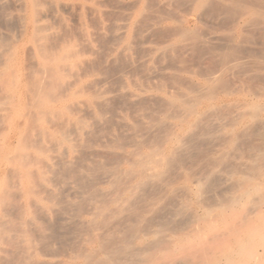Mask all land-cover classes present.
Returning <instances> with one entry per match:
<instances>
[{
    "label": "bare ground",
    "instance_id": "obj_1",
    "mask_svg": "<svg viewBox=\"0 0 264 264\" xmlns=\"http://www.w3.org/2000/svg\"><path fill=\"white\" fill-rule=\"evenodd\" d=\"M101 3L105 7V2ZM162 3L166 16L152 15L157 5L152 10L151 0L125 4L129 12L125 10L121 23H110L112 29L116 27L111 39L107 38L115 45L109 49L110 54L129 58L135 39L140 41L144 22L155 21L162 26L173 20L177 23L169 27V38L164 35L167 42L171 39L170 44L162 51L144 48L141 54L156 60L167 58L177 49L200 46L206 37L213 40V32L221 30L225 31L226 45L210 47L209 53L218 59L223 71L203 85L199 83L200 87L188 86V93L175 95L172 91L169 97L133 93L142 98L131 102L138 110L142 103L151 106L159 102L164 107L165 121L159 119L162 134L156 137V143L155 139L140 142L129 135L138 141L137 151L109 164L96 158L82 163L78 160L81 148L89 145L95 129L106 122L104 108L112 101L105 96L108 91L97 90L96 81L86 80L87 68L92 65L85 55L94 51L92 38L103 36L105 30L99 24L93 33L87 18L98 15L99 8L81 0H0V264H264V0ZM60 11L73 12L76 24L71 29ZM192 22L197 30L191 28ZM199 24L206 30L200 27L202 32L198 31ZM209 27L214 31L207 30ZM100 43L104 44L102 40ZM238 55L249 57V64L260 60L262 65L258 69L249 65L257 71L249 76L246 87L232 88L222 73H230V64L239 59ZM239 61L236 63L245 62ZM138 64L146 67L147 61ZM125 87L129 86L124 80L121 88ZM158 87L161 89V85ZM223 110L227 114L221 118L226 113ZM211 117L218 121L212 122ZM119 118L122 122L117 119L115 123L119 127L122 124L125 131L140 123V117L139 122L132 121L134 124L123 115ZM155 118L152 116L157 123ZM115 125L97 141L105 148L112 145L123 149L127 143L116 133ZM255 134L261 137L259 145L263 143V147H246L247 156L253 148L257 151L255 157H247L253 158L249 163L230 165L228 177L225 173L223 177L221 171L225 169L219 168L229 159V153L238 152ZM213 143L216 148H206ZM189 159L195 174L188 172L191 165L186 168ZM237 159L241 162L240 156ZM57 172H62V184H69L70 179L77 192L66 194L60 189L62 184H53ZM58 207L71 211L69 216L77 210L81 228L77 230L80 242L69 247L66 254L70 262L56 260L61 253L55 246L64 252L67 245L65 236L57 233L63 218L53 217L58 216ZM172 222V234H165L171 231Z\"/></svg>",
    "mask_w": 264,
    "mask_h": 264
},
{
    "label": "rangeland",
    "instance_id": "obj_2",
    "mask_svg": "<svg viewBox=\"0 0 264 264\" xmlns=\"http://www.w3.org/2000/svg\"><path fill=\"white\" fill-rule=\"evenodd\" d=\"M81 1H83V2H86V3H88V4H90V5H95V6H97L98 8H99V13H98V15H96L95 17H89L88 16V18H87V23H88V25H89V27H90V30L94 33H96L97 32V28H98V26H100L99 24H101V25H104L105 26V30L103 31V36H98V37H100V38H103L104 37V39H100V38H98V37H93L92 38V45H93V48H94V51L92 52V53H87L85 56H86V59H88V60H90V69L89 68H87L88 69V71H89V75H88V77H86V80L87 81H91V80H94V81H96L97 82V90L98 91H108L109 93H106V97L108 98V99H111L110 101L111 102H109V104H108V106H107V108H104V111L107 113L106 115H105V117H106V122L104 123V125H102V126H100V127H98V129L96 128L95 129V132L96 133H93V136H91L90 138V140L92 141V142H96L97 140L99 141L100 140V137L99 136H101V135H105V133L108 131V129H110V128H115L114 127V125L116 126V130H118V131H116V133H118L119 135H121V137H123V142L124 143H127V145L125 144V146H124V148L122 149V148H118V150L117 149H115V148H113L112 147V145H111V147H109V148H105L104 146V144L102 143V142H98L97 141V143L95 144V143H90L89 142V145L87 144V146H84V147H82L81 148V150H80V153H79V155H78V160L80 161V163H82L81 161H84V160H88V159H91V158H96V159H98V160H100V161H103V162H105L106 161V163H111V164H114V162L116 163V162H118V161H122L125 157L126 158H128L129 156H130V154L131 153H134V151H137V150H135V149H138L139 147H138V141H140V142H144V143H151L154 139V142L153 143H156L157 142V139L158 138H156V137H159L160 135L159 134H162V127H161V124H160V121H159V119L162 121V122H164L165 121V109H164V107H162V105L158 102L157 104H155L154 105V103L150 106L149 104V106H150V108L148 107V110L146 109L147 108V104L146 103H142L140 106H138V108L140 107H143L148 113L146 114V112L144 111V109H142L141 108V110H140V108H139V110L137 109V108H135L133 105H132V103L131 102H133V100H136V99H138V100H141L142 98L141 97H146V95H151V94H156V95H159V96H161V97H169V96H171V95H173V93H172V91L174 92V93H176L175 95H177V94H179V92L182 94V93H188V92H190V88L189 87H192V86H197V87H200V86H202L203 85V83H205V82H207V80L213 75V76H215V75H221V73L219 72L220 70L221 71H223V67L221 66V63L218 61V59L217 58H215V57H212L213 55L211 54L210 55V50L211 49H214V48H217V47H219V46H225L226 45V42L224 41V37H223V35L225 34V31H221V30H218V31H214V29L215 28H213V30H210L211 28L209 27V29L207 28V30H210V31H214L213 33H216V37L213 35V40H212V38L209 40V39H207L206 40V38H208V37H206V38H204L203 40H204V42H202L203 44L206 42V44H200V46H197L196 48H193L192 49V47L189 49H180V50H176L175 52H172L171 54H168V57L166 58V56H165V58H160L159 60H156L154 57H152V55H149L148 57H147V55L148 54H146V53H143V54H141V52L142 51H144V50H142V49H146V48H153V49H159V50H163V49H165L169 44H170V42H171V39L170 40H168V42H167V39L169 38V35H168V33H169V31L168 30H170L169 29V27H171V26H174V25H176V21H173V20H168V21H166V22H164V24L161 26L160 24H156L155 23V21H152V22H154V26H153V23L150 21L149 23L147 22H144L145 23V26H144V24L142 25V27L143 28H141V30H143V32L141 31L140 32V36L138 37V39L140 40L139 42H137L138 40H137V38L135 39V45H134V49L132 50V52H131V54H130V56H129V58H120L119 57V55L117 54V53H114V54H110V52H109V49H111V47H115V45L113 46L112 44V42H111V40L109 41V39H111L110 37L112 36V34L114 33V31H115V29H116V27H114L115 29H112V27H110L111 26V24H113L114 23V21H115V23L116 24H120L121 23V19H122V17L121 16H123V14L125 13V10H126V12H129V9L126 7V5L125 4H127V3H129L131 0H116V2H118L117 4H116V2H114L115 0H81ZM101 2H105L104 3V5H105V7H103V3H101ZM110 2H111V4H110ZM155 2H157V3H160L159 5H160V7L158 6V4H156ZM163 0H151V9H152V6L154 5H157L159 8H158V10L156 11V8H157V6H155L152 10L154 11V13L152 12V15L153 14H157V15H162L163 16V13L165 12V9H164V7H163ZM120 3H122V4H120ZM124 6V8H126V9H124L123 7H121V6ZM117 6H119V7H117ZM162 6V7H161ZM122 8L124 9V11L122 10ZM127 9H128V11H127ZM160 9L162 10L161 11V13H160ZM163 9H164V11H163ZM120 10H122L123 11V13H120L119 14V12H120ZM151 10V11H152ZM118 11V12H117ZM156 11V12H155ZM159 11V12H158ZM104 12V13H103ZM108 14H107V13ZM158 12V13H157ZM73 14V12L71 13V12H64V11H60V13H59V15H60V17L65 21V24H67L68 25V28L69 29H71L76 23V21H74L75 20V16H74V14ZM107 15H109V16H107ZM118 15V16H117ZM120 15V16H119ZM164 15H165V13H164ZM115 16V17H114ZM166 16V15H165ZM96 17L98 18V19H100V20H96ZM121 17V18H120ZM67 18V19H66ZM114 18V19H113ZM89 19H91L90 21H89ZM155 18H153V20H154ZM98 21L97 23H98V25H97V27H96V21ZM156 20V19H155ZM92 21H94V22H92ZM117 21V22H116ZM118 21H119V23H118ZM91 22H92V24H91ZM100 22V23H99ZM111 22H113V23H111ZM96 23V24H95ZM111 23V24H110ZM114 23V24H115ZM173 23V24H172ZM167 24V25H166ZM171 24V25H170ZM91 25H95L94 27L93 26H91ZM149 25H152V26H150V28L148 27ZM108 26H109V28H108ZM112 26H114V25H112ZM167 26V27H166ZM96 27V29H93V28H95ZM144 27H145V30H144ZM163 27V28H162ZM200 27H201V29H204V30H206V27L205 26H203V25H201V24H199V28H198V31H199V29H200ZM166 28H168L167 30H166ZM191 28L192 29H195V30H197L196 28H195V26H194V22H192L191 23ZM108 29H110V30H113V31H111V33H110V31L108 30ZM159 29H161V30H163V33H162V31L160 32V31H158ZM200 29V30H201ZM109 32H108V31ZM147 30V31H146ZM153 30L155 31V32H153ZM165 30V31H164ZM144 31H145V33H144ZM157 31H158V33L160 32V33H162L161 35H163V36H159V34H157ZM220 31V32H219ZM153 32V33H152ZM200 32H202V30L200 31ZM141 33H144V34H142V36H141ZM152 33V34H151ZM164 35H166V36H168L167 37V39L165 40V36ZM217 35H219V36H217ZM222 35V36H221ZM108 36V37H107ZM150 37V38H149ZM152 37V38H151ZM160 37V38H159ZM165 37V38H164ZM215 37V38H214ZM99 40H98V39ZM107 38H109V39H107ZM94 39L96 40L97 39V41L95 42L94 41ZM149 39V40H148ZM218 39V41H216ZM100 40H102L103 41V43L105 44H101L100 43ZM108 40V41H107ZM146 40V41H145ZM151 40V41H150ZM212 40V41H211ZM94 41V42H93ZM98 41H99V43L101 44V45H99V43H98ZM134 41V40H133ZM147 42V44L145 43V42ZM211 42V44H210V42ZM214 42V43H213ZM138 43V44H137ZM217 43V44H216ZM106 44H109L108 46L106 45ZM111 44V45H110ZM140 44H142L141 45V47L139 48L138 47V45H140ZM144 44V45H143ZM210 44V45H209ZM214 45H216V46H214ZM105 46H107V47H109V48H107V47H105ZM203 46V47H202ZM99 47V48H98ZM210 47H211V49H210ZM140 50H139V49ZM200 49H201V51H200ZM95 52V55H93V53ZM191 52V53H190ZM103 53V54H102ZM107 53V54H106ZM188 53V54H187ZM146 54V56H144ZM185 54V55H184ZM142 56V58H141V56ZM171 55V56H170ZM193 55V56H192ZM205 55V56H204ZM101 56V57H100ZM198 56H199V58H198ZM208 56V57H207ZM210 56V57H209ZM239 56V55H238ZM100 57V58H99ZM181 57V58H180ZM212 57V58H211ZM112 58V59H111ZM120 58V60L119 61H121V62H119L118 61V59ZM140 58H141V60H140ZM189 58V59H188ZM239 58V59H238ZM244 58H246V60L244 59ZM249 58V57H248ZM246 56L244 57L243 56V58L242 57H237V59L238 60H240L239 62H243V61H241V59H243L245 62H243V63H236V62H238V60L236 61V62H234V63H232V64H230V67H229V69H228V71L230 72V73H222V76H224L223 78L226 80V82L228 83V85L230 86V87H232V88H236V87H241L242 85H244V87H246V84L249 82L248 80L250 79L249 78V76H251V75H253V71H257L256 69H258L257 68V66H259V65H262V62L260 61V60H257V61H252V63L251 64H249V59H248ZM107 59V60H106ZM122 59V60H121ZM124 59V60H123ZM152 59V60H151ZM168 59H173L172 61H170V60H168ZM105 60V61H104ZM149 60H151V61H149ZM191 60V61H190ZM201 60V61H200ZM122 61H124V62H122ZM130 61V62H129ZM139 63H143L144 61L146 62L147 61V64H146V67H141V66H139L140 64H138V62ZM160 61H163V63L162 62H160ZM178 61V62H177ZM190 61V62H189ZM198 63H197V62ZM206 61V62H205ZM93 62V63H92ZM114 62V63H113ZM205 62V63H204ZM254 62V63H253ZM160 63V64H159ZM191 63V64H190ZM257 63V64H256ZM121 64H122V66H121ZM131 64V65H130ZM138 66H137V65ZM156 64H158V65H156ZM169 64V65H168ZM220 64V65H219ZM246 64L248 65V66H246ZM128 65V66H127ZM169 67H168V66ZM195 65V66H194ZM249 65H251L252 67L254 66V67H256V69L255 68H252V67H249ZM145 66V65H144ZM191 66V67H190ZM212 66V67H211ZM238 66V67H237ZM240 66V67H239ZM137 67V68H136ZM142 68V70H144V72H141L142 70H141V68ZM250 69H249V68ZM93 68H94V70H93ZM140 68V69H139ZM213 68V69H212ZM241 70H240V69ZM145 69H147V70H145ZM196 69V70H195ZM201 69V70H200ZM141 70V71H140ZM152 72H151V71ZM176 70H178V71H176ZM182 70V71H181ZM207 70V71H206ZM109 71V72H108ZM123 71V72H122ZM139 72L138 74H136V73H133V72ZM168 71V72H167ZM195 71H196V73H195ZM218 71V72H217ZM224 71H226V70H224ZM151 72V73H150ZM176 72V73H175ZM179 72V73H178ZM188 72H189V74H188ZM233 72V73H232ZM120 73V74H119ZM127 73V74H126ZM159 73V74H158ZM136 76H135V75ZM139 74H140V77H139ZM143 74V75H142ZM158 74V75H157ZM194 74V75H193ZM211 74V75H210ZM225 74V75H224ZM242 74V75H241ZM138 75V76H137ZM147 75V77L148 78H150L149 79V81H148V83H146L145 81H147V77L145 78V79H142L141 80V78H143L142 76H146ZM154 75V76H153ZM159 75H160V77H159ZM168 75V76H167ZM173 75V76H172ZM175 75L176 76H178V77H175ZM114 76V77H113ZM155 77L156 76V78L159 80V84H158V80L157 79H154V78H151V77ZM158 76V77H157ZM181 77V79H180V77ZM182 77H183V79H182ZM131 78H133V80H131ZM139 78H140V81H141V83H140V81H139ZM167 78V79H166ZM172 80H174L175 78V80L174 81H172ZM164 79V80H163ZM166 79V80H165ZM169 79H170V81H169ZM124 80H125V83H128V88H121V86H122V83L124 82ZM136 80V81H135ZM151 80H153V83H154V85L153 84H151ZM168 80V81H167ZM177 80H179L178 81V84H176L177 82ZM190 80V83H187L188 81ZM194 81V83H192L191 81ZM137 82V83H135V82ZM165 81V82H164ZM173 82V83H172ZM182 82H186L185 84L184 83H182ZM108 83V84H107ZM133 83H135L134 85H133ZM164 83V84H163ZM169 83V84H168ZM180 83L181 84H184V85H180ZM202 84V85H200V84ZM101 84V85H100ZM103 84V85H102ZM136 84H138V86H137V89H136ZM174 86H173V85ZM252 85H256V83H251ZM146 87H145V86ZM154 87H153V86ZM158 85H161V89H158L159 87H158ZM165 85V86H164ZM177 85V86H176ZM179 85V86H178ZM200 85V86H199ZM113 86V87H112ZM156 86V87H155ZM172 86V87H171ZM181 86V87H180ZM189 86V87H188ZM147 87H148V89L150 88L152 91H149L148 89H147ZM165 89H164V88ZM169 87V88H168ZM177 87V88H176ZM101 88V89H100ZM113 88V89H112ZM136 90H135V89ZM146 88V89H145ZM154 88V89H153ZM188 88V89H187ZM142 89V90H141ZM178 89V90H177ZM187 89V90H186ZM141 90V91H140ZM145 92H144V91ZM163 90H165V92L163 91ZM132 91H134V92H132ZM170 92V93H169ZM126 93V94H125ZM133 93H135L136 95H138V96H140L141 95V97L140 98H138L135 94H134V96H132V94ZM162 94V95H161ZM169 94V95H168ZM116 95V96H115ZM131 95V96H130ZM122 96V97H121ZM130 97V98H129ZM115 98V99H114ZM114 99V100H113ZM130 99V100H129ZM129 100V101H128ZM137 100V101H138ZM115 102V103H114ZM130 102V103H129ZM116 104V105H115ZM131 104V105H130ZM115 105V106H114ZM121 106V107H120ZM132 107V109H130ZM134 107V108H133ZM146 107V108H145ZM125 108V109H124ZM126 109H127V114H126ZM130 111H132V112H130ZM137 109V110H136ZM150 109H152L151 111H150ZM133 110H135V111H133ZM232 111L234 110L233 108L231 109ZM115 111V112H114ZM144 111V112H143ZM222 111V110H221ZM223 111H225V110H223ZM125 112V113H124ZM134 112V113H133ZM226 113H224L223 112V114L221 115V118L223 117V115L224 114H227V111H225ZM119 113H121V114H119ZM149 113H152V115L151 114H149ZM120 115V116H119ZM121 115H123L124 117H125V120L127 121V122H129V123H131V124H134L135 123V121L137 120L138 122H139V120H140V123L139 124H141V126H139V124H138V127L134 124V126H135V128H133V129H129L128 131H125L124 130V127L122 126V124H121V126L123 127V129L121 128V126L119 127V125L117 126V123H118V120H120L119 121V123L120 122H122V119L121 118H119V117H121ZM140 115V116H139ZM149 115V116H148ZM86 116H88V115H86ZM115 116V117H114ZM152 116H153V118H157L158 119V122L157 123H154L155 122V120H152ZM117 117V118H116ZM140 117V118H139ZM218 117V116H217ZM217 117H214V119L211 117V120H212V122H216V121H218V120H216V119H218ZM114 118V119H113ZM133 118H134V120H133ZM138 118H139V120H138ZM155 118V119H156ZM220 118V117H219ZM118 119V120H117ZM130 119H132V120H130ZM148 120H150V121H148ZM112 121V122H111ZM115 121L117 122V123H115ZM134 123H133V122ZM154 121V122H153ZM141 122H143V123H141ZM109 123V124H108ZM113 123V124H112ZM145 123V124H144ZM159 123V124H158ZM108 124V125H107ZM158 124V125H157ZM152 127V128H151ZM160 127V128H159ZM108 128V129H107ZM119 128H121V129H119ZM156 128V129H155ZM126 130L128 129V128H125ZM152 129V130H151ZM157 129H158V131H157ZM102 130V131H101ZM124 132H123V131ZM132 130H134V131H132ZM137 130H138V132H137ZM104 131V132H103ZM132 132H133V134H132ZM161 132V133H160ZM108 133V132H107ZM135 133H136V135H135ZM94 134H96V137H95V135ZM100 134V135H99ZM133 136L134 138H136V140H138L137 142H136V140L135 139H132V137H130V136ZM103 136H101V138L103 137ZM127 137V138H125V137ZM99 139H98V138ZM146 137V138H145ZM150 138V139H149ZM160 138V137H159ZM93 139V140H92ZM135 140V141H134ZM148 140H150V141H148ZM260 140V141H259ZM135 142L137 143V145H135ZM258 142V143H257ZM261 142H263L262 141V139H261V137L259 136V135H257L256 136V134L254 135V136H252V137H250L248 140H247V143L244 145L243 144V147L242 148H240L239 149V151L238 152H230L229 154L230 155H228V157L227 158H229V159H226V161H227V163H226V161L223 163V165H221L220 166V168H219V170L221 171V170H224V171H221L222 172V174L224 175L223 177H225V174H226V177H228L227 175H229L227 172H226V170H227V168H229V166L230 165H234V164H241L242 162H244V163H249L250 162V160H252L253 158H251V159H247V157H249L250 158V156H252V157H255L254 155L255 154H257L256 152L257 151H255L254 150V148H253V150H250L251 152H250V155H248L247 156V152H249V150L248 151H246V149H248V148H246V147H249L250 146V148L252 149V147H254V146H256L255 148H260L259 146H261V148L263 147L262 145H263V143L261 144V145H259ZM88 143V142H87ZM99 143V144H98ZM134 143V144H133ZM251 143H252V145H251ZM91 144V145H90ZM250 144V145H249ZM255 144V145H254ZM94 145H98V146H94ZM102 145H103V147H102ZM212 146H214V148H216V146L214 145V143L212 144V145H209V146H207L206 148H208V149H213V147ZM95 148V149H94ZM84 149V150H83ZM120 149V150H119ZM245 149V150H244ZM81 151H82V153H81ZM99 152V153H98ZM121 152V153H120ZM112 155H111V154ZM130 153V154H129ZM233 153H235V154H233ZM121 155V157L119 156V155ZM249 154V153H248ZM55 155V154H54ZM96 155V156H95ZM235 155V156H234ZM240 156V160H241V162L239 161V159H237V158H239V156ZM242 155V156H241ZM244 155L246 156V158H242V157H244ZM89 156V157H88ZM230 156H231V158H230ZM238 156V157H237ZM116 157V158H115ZM124 157V158H123ZM125 158V159H126ZM235 158H236V160H235ZM230 159H234L233 161H230ZM255 159V158H254ZM105 160V161H104ZM108 161V162H107ZM230 161V162H229ZM235 161V162H234ZM239 161V163H237V162ZM78 162V161H77ZM189 164H188V163ZM190 162H191V164H190ZM231 162H234V163H231ZM192 160H187L186 161V168H188L190 165V170H188V172H190V171H192L194 174L195 173H197V171L195 170V169H191V167H192ZM226 164H227V166H226ZM229 164V165H228ZM187 165H188V167H187ZM226 168H225V167ZM58 174L57 175H52L51 177H53L52 178V181H53V184H55L56 186H58V187H60L61 186V184H62V182L60 181V179H62V176H61V174H62V172L61 173H59V172H57ZM225 173V174H224ZM59 177V178H58ZM58 178V179H57ZM92 179H95L94 178V175H92ZM56 180H58V181H56ZM56 182V183H55ZM67 183H69V184H66L67 185V188H66V185L65 184H62L63 186H61L60 187V189L62 190V191H64V193L66 192V194L69 192V194L70 195H72V192L74 191V192H77L76 191V188H78L74 183H72L71 181H70V179H69V182H67ZM71 183H72V185H71ZM76 186V188L74 187V186ZM73 187V188H70V187ZM72 189V190H71ZM79 190V189H78ZM79 200H81V199H79ZM78 200V202H80ZM61 209V210H60ZM59 211V212H58ZM58 216H56V214H53V215H55V216H53L54 218L56 217H59V218H63V220H61V221H63V223L64 224H62V222L61 221H59V227H58V229L60 228V230H62V231H60V230H58L57 231V233H61V236H62V238L65 236H67L66 238L64 237L63 238V240H64V242H65V240H66V244L67 245H65L66 246V248H64V252L62 251V248L59 246V245H56L55 247H57V249H60V253H61V255L59 256V257H61V256H63L64 258H62L61 257V259L58 257V259H56L57 261L58 260H62V261H64V262H70V258H69V255H67L68 257H66V254L67 253H69V251H68V248L69 247H71V246H74V245H77L80 241L78 240V238H79V235H77V234H79V231H77V230H80L81 228H79L78 229V222H79V220H77V218L78 217H76L77 216V210H75L74 212H73V214L71 215V216H69L70 214L69 213H71V211L69 212V211H66V210H63V208H60V207H58ZM66 211V212H65ZM68 212V213H67ZM63 213H65V214H63ZM61 214V215H60ZM60 215V216H59ZM67 215V216H66ZM74 215V216H73ZM66 216V217H65ZM69 216V218H67ZM76 217V219L74 220V218ZM53 218V219H54ZM55 218V219H56ZM71 218H73V219H71ZM54 219V220H55ZM66 219H68V220H66ZM74 220V221H73ZM71 221V222H70ZM61 222V223H60ZM66 223V224H65ZM76 224V225H75ZM172 224L173 225H170L171 226V228H170V230L172 229V227L174 226V223L172 222ZM61 226H63V227H61ZM195 226V225H194ZM81 227V226H80ZM191 228V227H190ZM76 229V230H75ZM69 230V231H68ZM75 230V231H74ZM64 231H66V232H64ZM68 231V232H67ZM77 231V232H76ZM63 232V233H62ZM166 232H169V233H166ZM166 232H164L165 234H168V235H171L172 234V230L171 231H169V229L166 231ZM76 235H75V234ZM70 236V237H69ZM78 236V237H77ZM68 237L70 238V239H72V241L70 240H67L68 239ZM77 237V238H76ZM75 238V239H74ZM77 239V240H76ZM76 241V243H74ZM74 243V244H72V243ZM58 247H60V248H58ZM65 249H67V250H65ZM67 259V260H66ZM52 260H54V259H52Z\"/></svg>",
    "mask_w": 264,
    "mask_h": 264
}]
</instances>
